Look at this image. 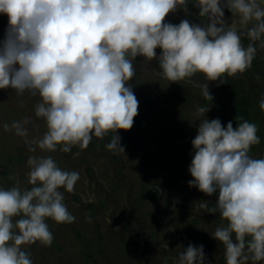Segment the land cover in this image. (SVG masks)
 <instances>
[{
    "label": "clouds",
    "instance_id": "9594fccd",
    "mask_svg": "<svg viewBox=\"0 0 264 264\" xmlns=\"http://www.w3.org/2000/svg\"><path fill=\"white\" fill-rule=\"evenodd\" d=\"M186 2L0 0V13L8 17L0 48V89L40 96L35 115L45 119L47 131L32 143L50 152L62 145L60 150L67 153L74 146L86 149L93 135L103 138L114 132L107 147L124 152L116 133L132 128L139 107L131 86H126L135 75L132 61L137 56L156 58L157 48L162 50L159 74L172 82L201 73L206 81L223 84L225 75L233 77L251 67L257 49L253 43L245 48L240 33L264 47V0H226L238 18L227 27L222 0H196L199 15L210 21L206 27L187 20L164 23ZM201 89L212 100L207 83ZM259 108L264 111V99ZM207 111L208 106L197 109L201 115ZM28 123L15 121L11 128L27 136ZM4 128L9 130V125ZM257 131L247 120L234 128L231 121L225 127L219 119H204L192 141L195 154L189 172L194 179L188 184L208 196L218 191L214 207L207 202L201 207L228 222L212 233L222 242L226 264L264 261V158L249 155L260 143ZM28 164L30 190L0 188V264H33L22 246L37 241L51 245L46 218L58 224L75 220L58 189L73 192L79 173L61 170L50 156L31 157ZM13 217L22 218L14 224ZM204 261L203 245L189 244L177 264Z\"/></svg>",
    "mask_w": 264,
    "mask_h": 264
},
{
    "label": "rangeland",
    "instance_id": "374dc122",
    "mask_svg": "<svg viewBox=\"0 0 264 264\" xmlns=\"http://www.w3.org/2000/svg\"><path fill=\"white\" fill-rule=\"evenodd\" d=\"M225 4L226 0H222L220 7L227 27L238 18L233 17ZM199 11L196 0H187L185 5H177L176 10L166 16L164 23L178 25L187 20L192 25L206 27L210 21L201 17ZM1 28L0 48L6 39L8 22ZM240 35L245 48L250 43L256 47L255 58L245 72L222 77L226 82L223 84L206 81L201 73L176 82L163 78L159 74L160 48L156 49V58L150 61L143 56H137L132 61L135 75L126 86H131L139 107L132 128L117 130L124 152L107 147L114 132L107 133L103 138L93 135L86 149L74 146L65 153L60 150L62 145H58L56 151L41 150L32 143L41 139L47 131L45 119L35 115L36 105L41 102L40 96L27 90L17 95L10 87L0 89V182L10 188L18 187L21 191L30 190L33 185L28 183L29 158L57 154L54 161L60 164L61 170L80 175L73 192L69 193L63 187L58 189L64 195L63 203L75 217L72 227L84 235L88 233L89 239H96L94 232L116 237L124 228L130 235L127 258L118 256V242L107 237L96 239L99 246L93 252L97 258L89 259L86 257V245L73 235V229L61 231L51 222H46L53 234L51 245L45 246L37 241L22 246L33 264H123L125 260L130 264H177L179 253L189 244L195 247L203 245L204 264H226L222 242L214 239L212 233L217 227L227 225L218 212L210 213L201 207L205 202L214 207L218 191L208 196L197 187L189 186L188 181L194 179L189 172L194 157L188 155L187 150L192 146L204 119L211 121L219 113L230 112L238 99L246 96L252 102L250 123L259 125L262 130L263 144L254 158H264V111L259 108V102L264 99V47H260L261 41L249 40L244 31ZM204 83L208 85L212 100L202 94ZM206 106L209 111L203 115L197 113L198 108ZM25 119L29 120L24 125L27 136H19L11 125ZM5 124L9 125V130H5ZM182 136H185L184 141ZM181 142H184L183 145ZM163 143H177L183 158L173 154L167 161L162 160L156 147ZM144 182H149L157 190L154 211L149 206L141 209L137 205L141 198L137 193ZM122 188L123 195H118ZM101 196L106 197L104 208L98 205ZM90 206L95 207L93 216L87 214ZM82 219L86 220V228L81 223ZM13 231L18 230L14 228ZM58 234L61 241H58ZM56 241L61 245L59 248L54 246ZM247 264L253 262L248 261ZM255 264H264V261Z\"/></svg>",
    "mask_w": 264,
    "mask_h": 264
},
{
    "label": "trees",
    "instance_id": "16d2710c",
    "mask_svg": "<svg viewBox=\"0 0 264 264\" xmlns=\"http://www.w3.org/2000/svg\"><path fill=\"white\" fill-rule=\"evenodd\" d=\"M8 22V17L5 14L0 13V28L2 27V25ZM3 29V28H1ZM2 34L4 35L5 32L2 31ZM167 101H170V98L167 97ZM252 108V102L250 100V98L246 97V96H242L240 99H238V101L235 103L233 109L230 112H226L224 111L223 113H219L218 115L212 117L213 119H219L222 123L223 126H227L228 122H232L233 123V127H237L239 125V123H241L243 120H247L250 122V110ZM257 126V136L260 137V143L257 145H253L249 151V155L252 156L253 158L258 154L260 148L262 147L263 144V138H262V130L261 127L257 124H255ZM183 141L185 140V136H182ZM184 142H181V145H183ZM103 145H105V143L103 142ZM177 143L173 144V143H163L159 146L156 147V150L160 156V158L164 161H167L170 156H177V157H182L183 158V153L181 152L182 150L179 147H176ZM189 146V144H187ZM191 147L188 148V155H192L194 157L195 154V149L193 148V144L191 143ZM103 147V146H102ZM174 154V155H173ZM56 156H58L57 154H55ZM56 156L51 157L53 160L56 159ZM150 160V158H148ZM191 165V164H190ZM189 165V166H190ZM58 167H60V164H57ZM147 174V173H146ZM146 174H144V176H146ZM180 180H183V178H181ZM144 181V180H143ZM149 183V182H148ZM146 184L145 182L142 184V187L139 191V193H137V195H140V199L137 202V205H139V208L142 209L143 206H149L151 207V209H155V205L156 202H154L155 196H156V188L151 184V186L149 184ZM0 188L3 189H10L9 185L7 184V186L5 184H2L0 182ZM124 190V188H122L120 190V193ZM118 195H123V193ZM65 204V203H64ZM98 205L100 208H104L106 206V197L101 196L99 198L98 201ZM66 206V205H65ZM95 207L94 206H90L88 208L89 213H87L90 216H93L94 212H95ZM154 211V210H153ZM70 213V211H68ZM71 214V213H70ZM72 216H74L73 214H71ZM22 217H13V222L15 223L16 220L20 219ZM86 217H84L83 219H85ZM82 219V225L86 228V220L83 221ZM88 221V220H87ZM124 221V220H123ZM225 221V225H227V221ZM45 222H51L56 229L58 230H66L67 228H71L73 229V235L75 234L77 239L80 240L83 244L86 245V249H87V253H86V257L89 259L92 258H97L95 253L93 252V249L96 246H99V243L97 242L96 239H101V238H110L111 240H116L119 244V250L120 251L118 253L119 257L127 258L129 256V247H130V235L128 234V231L124 228L122 232H120L119 234L116 235V237L114 236H109L105 233L100 234L97 232H94L96 234V239L92 238L89 239L87 238L88 233H85V235L83 233H81V231L79 232L77 230L76 227H72V223H64V224H58L56 222H54L52 219L50 218H46ZM125 222V221H124ZM123 223V222H122ZM93 231H96V228H94V226H91ZM99 229V228H98ZM67 232V231H66ZM86 232V231H85ZM62 233V232H61ZM86 236V237H85ZM58 241H61L59 238V234H58ZM116 242V243H117ZM57 248H59L61 245H59V242H55V245ZM57 248H55L57 250ZM101 249V247H100ZM102 250V249H101ZM101 252V251H100ZM123 264H130V262H128V260L123 261Z\"/></svg>",
    "mask_w": 264,
    "mask_h": 264
}]
</instances>
